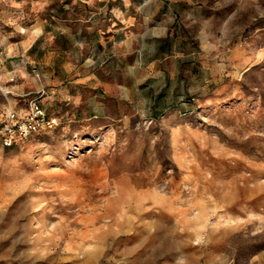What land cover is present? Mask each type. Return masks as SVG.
Segmentation results:
<instances>
[{"label":"rangeland","instance_id":"374dc122","mask_svg":"<svg viewBox=\"0 0 264 264\" xmlns=\"http://www.w3.org/2000/svg\"><path fill=\"white\" fill-rule=\"evenodd\" d=\"M118 12L162 38L81 41ZM38 19L76 44L36 89ZM0 84V126L31 99L58 123L0 138V264H264V0H0Z\"/></svg>","mask_w":264,"mask_h":264},{"label":"crops","instance_id":"0c3cea01","mask_svg":"<svg viewBox=\"0 0 264 264\" xmlns=\"http://www.w3.org/2000/svg\"><path fill=\"white\" fill-rule=\"evenodd\" d=\"M101 16L99 13L88 17L93 22L88 24L87 35L81 41L84 39L83 43L91 49L108 48V53L119 62L128 59L124 57L126 56L124 53L130 55L132 51L139 48V45H146L148 40L162 38L160 26L158 28L148 27L144 17H142L144 22H140V18L126 12L114 13L108 21ZM28 34L31 35V39L24 44V49H22L24 53L22 55V76L26 75L28 67L37 69L43 80L33 81V87L39 89L49 84L51 73L55 69L63 66L64 56L66 59L71 58L76 44V35L68 27L58 29L48 25L42 19H38L29 28ZM87 60L90 64L95 63V54L90 52ZM12 75L10 73L9 78ZM24 92L25 89L20 87L15 94L22 95Z\"/></svg>","mask_w":264,"mask_h":264},{"label":"built area","instance_id":"2783aa9c","mask_svg":"<svg viewBox=\"0 0 264 264\" xmlns=\"http://www.w3.org/2000/svg\"><path fill=\"white\" fill-rule=\"evenodd\" d=\"M31 74L36 78H40V72L35 68L32 69ZM8 82L10 84L15 82V77H10ZM0 94L8 97L13 93L8 88L0 85ZM57 125V118L49 116L38 99H31L28 102L27 110L24 112L10 107L0 126L2 146L5 148L14 147L26 141L31 135L51 130Z\"/></svg>","mask_w":264,"mask_h":264}]
</instances>
